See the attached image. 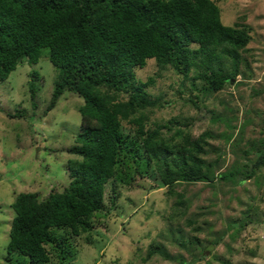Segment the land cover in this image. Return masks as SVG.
<instances>
[{
	"label": "trees",
	"instance_id": "obj_1",
	"mask_svg": "<svg viewBox=\"0 0 264 264\" xmlns=\"http://www.w3.org/2000/svg\"><path fill=\"white\" fill-rule=\"evenodd\" d=\"M247 42L244 29L221 22L212 0H0V81L23 60L35 64L44 55L57 72L42 112L63 91L82 100L74 142L64 149L72 155L64 164L67 184L41 199L36 192L16 194L4 259L11 262L16 254L22 260L11 264H44L53 254L58 264H67L75 255L70 238L89 230L90 218L104 206L108 181L111 204L112 183L127 185L135 177L157 178L158 187L178 199L179 183L240 185L254 179L264 168V137L259 147L248 145L255 148L252 158L219 169L217 160L199 156L205 140L183 135L182 128L164 135L177 120L145 128L148 113L164 102L147 91L152 77L140 81L134 73L153 59L158 69L171 67L183 78L195 72L199 90L215 92L241 74L239 50ZM33 74L26 82L30 101L40 79ZM17 115L26 117L23 110ZM153 252L149 246L146 256Z\"/></svg>",
	"mask_w": 264,
	"mask_h": 264
},
{
	"label": "rangeland",
	"instance_id": "obj_2",
	"mask_svg": "<svg viewBox=\"0 0 264 264\" xmlns=\"http://www.w3.org/2000/svg\"><path fill=\"white\" fill-rule=\"evenodd\" d=\"M212 1L223 24L247 33L248 42L239 50L241 74L220 90L203 93L201 80H192L195 72L183 78L171 67L158 69L153 59L134 73L140 81L152 77L147 91L164 102L148 113L145 128L177 120L164 135L182 128L183 135L205 140L199 156L217 160L223 169L252 158L255 148L248 145L259 147L264 137V0ZM230 65L223 59L225 68ZM33 71L40 79L30 101L26 82ZM56 72L43 55L35 64L23 60L0 81V264L22 260L16 254L11 262L4 259L16 194L36 192L41 199L68 181L64 164L72 155L64 149L74 142L82 100L63 91L55 105L42 112ZM22 110L24 118L17 115ZM256 175L240 185L179 183L174 190L180 199L158 187L157 178L135 177L127 185L112 183L116 198L111 204L108 181L104 206L90 218L89 230L70 238L75 255L67 264H264V168ZM149 246L154 252L147 257ZM44 264L58 262L49 254Z\"/></svg>",
	"mask_w": 264,
	"mask_h": 264
},
{
	"label": "water",
	"instance_id": "obj_3",
	"mask_svg": "<svg viewBox=\"0 0 264 264\" xmlns=\"http://www.w3.org/2000/svg\"><path fill=\"white\" fill-rule=\"evenodd\" d=\"M230 83L232 82V79H230V81H229Z\"/></svg>",
	"mask_w": 264,
	"mask_h": 264
}]
</instances>
